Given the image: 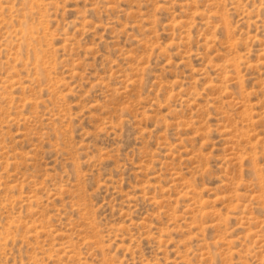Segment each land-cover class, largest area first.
<instances>
[{"label":"rangeland","instance_id":"1","mask_svg":"<svg viewBox=\"0 0 264 264\" xmlns=\"http://www.w3.org/2000/svg\"><path fill=\"white\" fill-rule=\"evenodd\" d=\"M0 264H264V0H0Z\"/></svg>","mask_w":264,"mask_h":264}]
</instances>
